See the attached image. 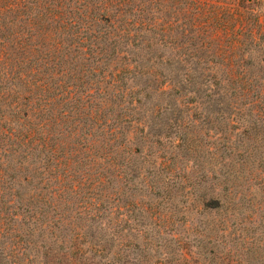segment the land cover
Listing matches in <instances>:
<instances>
[{
	"label": "trees",
	"instance_id": "1",
	"mask_svg": "<svg viewBox=\"0 0 264 264\" xmlns=\"http://www.w3.org/2000/svg\"><path fill=\"white\" fill-rule=\"evenodd\" d=\"M175 1L0 0V192L20 240L59 194L120 188L127 166L137 178L130 163L162 144L152 110L193 108L219 134L217 183L198 185L209 229L234 235L221 264H264L243 225L244 192L264 189V13L178 0L179 17Z\"/></svg>",
	"mask_w": 264,
	"mask_h": 264
},
{
	"label": "rangeland",
	"instance_id": "2",
	"mask_svg": "<svg viewBox=\"0 0 264 264\" xmlns=\"http://www.w3.org/2000/svg\"><path fill=\"white\" fill-rule=\"evenodd\" d=\"M211 3L220 5L219 17L225 8L227 17L249 9L264 13V6L259 8L252 0ZM173 7L179 17L187 13L184 2L176 0ZM45 53L32 58L45 64L48 61H41ZM152 111H157L156 122L162 127V144L156 146L154 156L130 163L142 169L138 177L127 166L120 188L93 189L87 184L59 194L55 207L42 206L43 215H38L28 240L15 235L13 224L10 229L12 210L6 204L10 196L3 189L1 198L0 192V214L8 216L3 220L6 234L0 235V264H221L222 249L232 247L234 235L224 239L209 229L210 213L202 207L208 188L198 185L217 183L219 134L203 123L206 114L193 108ZM183 130L189 133L185 144L179 138ZM260 186L258 182L244 192L248 203L243 225L245 233L264 245V189ZM231 260L239 264L238 258Z\"/></svg>",
	"mask_w": 264,
	"mask_h": 264
}]
</instances>
